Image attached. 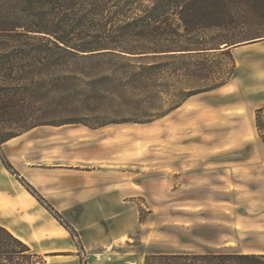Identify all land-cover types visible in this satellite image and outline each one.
<instances>
[{
	"label": "trees",
	"instance_id": "trees-1",
	"mask_svg": "<svg viewBox=\"0 0 264 264\" xmlns=\"http://www.w3.org/2000/svg\"><path fill=\"white\" fill-rule=\"evenodd\" d=\"M260 22L264 0H0V127H18L0 133V145L39 124L98 127L159 118L189 96L225 84L226 78L212 79L205 59L213 52L232 59L230 46ZM182 75L210 84L174 92L169 77L181 82ZM161 93L177 97L166 110L156 106ZM104 113L116 117L97 125L60 119ZM254 122L264 145V106L255 109ZM22 183L58 217L34 187ZM42 261L0 224V264ZM144 264H264V254L160 253L146 255Z\"/></svg>",
	"mask_w": 264,
	"mask_h": 264
},
{
	"label": "rangeland",
	"instance_id": "rangeland-1",
	"mask_svg": "<svg viewBox=\"0 0 264 264\" xmlns=\"http://www.w3.org/2000/svg\"><path fill=\"white\" fill-rule=\"evenodd\" d=\"M239 37L245 40L230 46L232 59L220 52L205 59L212 66V79H227L222 86L195 93L151 121L103 125V185L117 184V190L103 192V264H144L148 254L227 251L220 247L227 239L226 226H212L214 215L221 224L226 218V211L218 209V202L227 201V186L222 184L235 171L264 163L250 161L264 156L254 122L255 109L264 106V23L245 29ZM101 64L103 71V59ZM169 81L174 92L176 87L193 90L210 84L184 75L181 82L175 77ZM176 100L161 93L156 106L166 110ZM82 115L65 114L60 119L97 125L116 117ZM16 130L17 124L0 127V133ZM5 168L0 157V206L26 209L27 222L33 215L49 221L25 194L19 178ZM53 210L58 217L48 211L74 235L79 249V235ZM14 212L5 211V216L12 218ZM40 254V264L89 261L85 252L79 258Z\"/></svg>",
	"mask_w": 264,
	"mask_h": 264
},
{
	"label": "crops",
	"instance_id": "crops-1",
	"mask_svg": "<svg viewBox=\"0 0 264 264\" xmlns=\"http://www.w3.org/2000/svg\"><path fill=\"white\" fill-rule=\"evenodd\" d=\"M1 154L17 174L5 169L34 187L63 216L70 231L79 235L81 244L78 249L74 235L19 180L49 221L33 215L27 222L26 209L6 205L0 206V224L39 254L56 252V256L79 258L85 252L87 264H103V192L117 190V184L103 185V125L39 124L3 141L2 158ZM250 161L264 162V156ZM225 185L227 201L224 205L218 202V209L226 211V218L223 224L216 215L212 219L213 227L227 229V239L220 247L238 253H264V163L235 171ZM9 210L16 211L12 218L5 216ZM48 239L52 242H42Z\"/></svg>",
	"mask_w": 264,
	"mask_h": 264
}]
</instances>
